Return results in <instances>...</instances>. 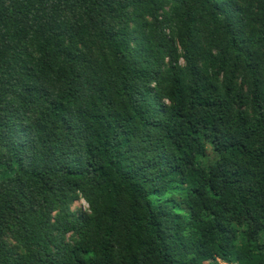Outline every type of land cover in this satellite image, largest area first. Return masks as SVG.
Returning a JSON list of instances; mask_svg holds the SVG:
<instances>
[{"label": "trees", "instance_id": "obj_1", "mask_svg": "<svg viewBox=\"0 0 264 264\" xmlns=\"http://www.w3.org/2000/svg\"><path fill=\"white\" fill-rule=\"evenodd\" d=\"M0 264H264V0H0Z\"/></svg>", "mask_w": 264, "mask_h": 264}, {"label": "rangeland", "instance_id": "obj_2", "mask_svg": "<svg viewBox=\"0 0 264 264\" xmlns=\"http://www.w3.org/2000/svg\"><path fill=\"white\" fill-rule=\"evenodd\" d=\"M83 206L86 207V204L83 203Z\"/></svg>", "mask_w": 264, "mask_h": 264}]
</instances>
